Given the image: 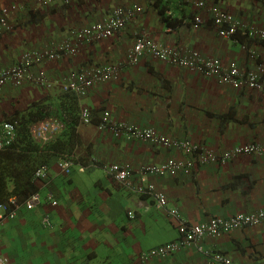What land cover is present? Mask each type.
<instances>
[{"label": "crops", "instance_id": "0c3cea01", "mask_svg": "<svg viewBox=\"0 0 264 264\" xmlns=\"http://www.w3.org/2000/svg\"><path fill=\"white\" fill-rule=\"evenodd\" d=\"M40 1L0 0V12L11 3L21 4L12 17L15 31L0 38V70L18 63L26 50L53 49L72 30L103 20L118 6L137 4L143 12L114 37L84 45L76 56L36 67L34 72L42 68L55 83L49 92L31 83L0 90V124L36 101L61 94L59 84L72 70L123 63L140 33L165 46L219 58L226 65L236 62L244 70L264 64V40L249 34L245 48L221 37L207 9L196 7L199 1L207 7L219 6L248 29L264 30V0H70L68 5L54 0L55 5L29 14L28 5ZM196 14L206 20L198 29L193 27ZM168 16L182 22L171 27L164 18ZM80 105L93 113L92 124L78 127L77 153L86 166L77 165L67 175L56 158L48 167V177L39 181L41 204L33 210L21 208L15 219L4 224L0 251L13 264H209L212 252L226 254L235 264H264V223L205 237L167 257L141 259L142 252L178 239L176 221L168 210L178 209L195 224L264 208L263 155H242L225 165H199L175 177L148 176L146 183H155L166 194L163 211L116 183L102 166L118 163L137 171L188 157L149 141L116 138L97 127L102 112L108 110L117 121L156 129L168 138L191 140L217 152L249 143L264 145V95L146 55L137 66H123L118 81L95 85ZM132 178L139 184V176Z\"/></svg>", "mask_w": 264, "mask_h": 264}, {"label": "built area", "instance_id": "2783aa9c", "mask_svg": "<svg viewBox=\"0 0 264 264\" xmlns=\"http://www.w3.org/2000/svg\"><path fill=\"white\" fill-rule=\"evenodd\" d=\"M46 4V2H45ZM206 4L203 1L196 3V7L203 9ZM212 15L214 25L218 29L220 36L232 38L239 30L246 29V26L238 20L230 11L214 7H206ZM15 10L5 8L0 17V35L5 31L11 30L9 23V12ZM143 9L135 4L126 7H117L110 15L103 20L91 25L76 29L70 36L57 45L51 51H32L23 55L19 64L4 68L0 71V89L7 84L15 86L23 85L24 82L33 80L39 86L52 88V82L46 79L43 72L39 75H32V68L43 61H55L64 57L72 56L78 53L83 45L92 46L101 41L110 39L119 32L123 31L129 21L133 19L136 13ZM204 22L200 15L196 16L194 28L198 29ZM253 35L259 39H264V30H252ZM151 55L153 58L168 62L173 65L187 68L207 77L215 78L220 84L229 85L234 88H249L256 90L264 95V64H259L256 69L244 71L232 62L225 65L218 58H209L196 50L175 49L165 46L149 38L146 34L136 35L132 47L126 54L125 61L120 64H109L105 66H94L77 71H71L61 87L64 91L75 92L79 96H84L88 90L95 85L114 82L119 80L122 66H136L145 55ZM91 111L83 108L81 117L84 124L91 122ZM17 121H10L4 124L3 136L0 137V148L10 144L17 134ZM63 125L56 120H48L40 123L34 128L35 137L41 142H47L53 135L60 132ZM100 130H109L115 137H124L128 140L149 141L161 145L165 148L177 149L188 156V160L169 159L162 164H150L143 166L133 172L127 166L119 164H110L105 166L106 173L117 183L125 188L134 189L142 195L148 196L155 205L163 209L167 204V198L154 183H146L148 176H176L179 172H189L198 164L221 163L225 164L230 159L241 155H263L264 145L250 143L236 146L224 153H217L204 145L196 144L190 140H176L168 138L166 135L151 128H142L135 124L118 123L113 120L109 111L103 114L102 121L99 124ZM60 167L67 174H70L74 165L73 157L64 156L60 162ZM139 176V184L132 182L133 176ZM37 176H45L43 170L37 172ZM41 201L39 194H34L26 203L29 209L39 205ZM15 200H12L14 204ZM56 204V202H54ZM7 204H0V228L7 218H13L16 211L12 210ZM2 212V213H1ZM178 219V229L183 239L165 246L153 249L148 256L167 257L170 254L180 250L182 247L196 245L205 237L218 236L222 233H229L247 226L259 225L264 222V209L249 214H239L230 219L213 218L207 223L189 224L181 218L176 210L170 212ZM202 250V247L199 246ZM209 264H235L227 255L214 252L211 254ZM0 264H12L10 259L0 252Z\"/></svg>", "mask_w": 264, "mask_h": 264}, {"label": "trees", "instance_id": "16d2710c", "mask_svg": "<svg viewBox=\"0 0 264 264\" xmlns=\"http://www.w3.org/2000/svg\"><path fill=\"white\" fill-rule=\"evenodd\" d=\"M164 18L171 27L182 22L173 16ZM233 39L246 43L251 38L248 32H238ZM80 111L77 95L62 92L57 96L36 101L27 110L17 112L10 118L18 122V134L10 145L0 149V203L12 196H17L23 202L39 192L35 172L39 168L50 166L56 158L64 154L75 153L81 146L78 132ZM50 118L58 119L64 128L58 136L43 145L33 137L31 129L35 124Z\"/></svg>", "mask_w": 264, "mask_h": 264}, {"label": "clouds", "instance_id": "9594fccd", "mask_svg": "<svg viewBox=\"0 0 264 264\" xmlns=\"http://www.w3.org/2000/svg\"><path fill=\"white\" fill-rule=\"evenodd\" d=\"M45 2H46V4H45ZM70 3V0H65V4H69ZM206 4V3H205ZM53 5H55V1L54 0H41L39 3H37L36 5H34L33 7H30V5H28V13L29 14H32V13H34V12H37L39 9H43V8H48V7H51V6H53ZM132 5H135V4H132ZM13 6H15V10H12V11H10L9 12V16H8V19H9V23H10V26H11V30H8V31H5L2 35H0V38H2L4 35H6V34H8V33H12V32H14L15 31V28H16V26L12 23V17H13V14L14 13H17V12H19L20 11V9H21V4H15V3H11V4H9V5H7V6H4V7H2V9H1V12H0V17H1V15H2V13H3V10L5 9V8H12ZM128 6H130V5H128ZM140 6V5H139ZM214 7H218V8H220L219 6H215V5H213ZM118 7H120V6H118ZM121 7H126V6H121ZM141 7V6H140ZM206 7H207V4H206V6H205V9H206ZM208 7H210V6H208ZM117 8V7H116ZM115 8V9H116ZM142 8V7H141ZM115 9H113V11L115 10ZM198 9H200V8H198ZM204 9V8H203ZM223 9V8H222ZM112 11V12H113ZM143 12V11H142ZM142 12H140V13H142ZM138 14V12L136 13V15ZM208 14H209V19L212 21V24L214 25V20H213V17H212V15L209 13V11H208ZM110 15V14H109ZM135 15V16H136ZM170 15H171V13H170ZM196 16H197V14L193 17V25L195 24V21H196ZM204 18V17H203ZM132 20V19H131ZM238 20H240V19H238ZM241 21V20H240ZM205 22H206V20L204 19V22L202 23V25L201 26H203L204 24H205ZM245 26H246V29H244V30H239L238 32H242V34H246V32H248L249 34H252L253 35V32H252V30L254 29V28H250V29H248V26H247V24L246 23H244L243 21H241ZM88 26V25H87ZM215 26V25H214ZM85 27V26H84ZM216 27V26H215ZM81 29V28H80ZM74 30H76V29H74ZM74 30H72V31H74ZM71 31V32H72ZM217 31H218V29H217ZM237 32V33H238ZM120 33V32H119ZM140 34H143V33H140ZM219 34V33H218ZM117 35V34H116ZM234 36V35H233ZM253 36H255V35H253ZM114 37V36H113ZM222 37V36H221ZM256 37V36H255ZM66 38H68V37H66ZM65 38V39H66ZM112 38V37H111ZM136 38V37H135ZM150 38V37H149ZM64 39V40H65ZM152 39V38H151ZM227 39H232V40H234L233 39V37L232 38H227ZM256 39H259V38H257L256 37ZM63 40V41H64ZM108 40V39H107ZM153 40V39H152ZM261 40H264V39H261ZM135 41V40H134ZM155 41V40H154ZM235 41V40H234ZM237 41V40H236ZM157 42V41H156ZM237 42H239V41H237ZM134 43V42H133ZM239 43H241V42H239ZM243 45H244V47L245 48H247V46H246V44L245 43H242ZM84 46V45H83ZM93 46V45H92ZM57 46H55L54 48H56ZM53 48V49H54ZM81 49V48H80ZM80 49H79V51H80ZM52 49H34V50H26L24 53H23V55L25 54V53H27V52H32V51H51ZM79 51H78V53H79ZM78 53L77 54H75V55H72V56H76V55H78ZM23 55H22V57H23ZM147 55H149V54H147ZM72 56H68V57H64V58H62V59H65V58H70V57H72ZM146 56V55H145ZM144 56V57H145ZM151 56V55H150ZM22 57H21V59H20V61L18 62V63H16V64H19L20 62H21V60H22ZM143 57V58H144ZM152 57V56H151ZM142 58V59H143ZM209 58H215V57H209ZM62 59H60V60H62ZM141 59V60H142ZM155 59V58H154ZM219 59V58H218ZM140 60V61H141ZM155 60H157V59H155ZM55 61H59V60H55ZM158 61H160V60H158ZM46 62H48V61H43V62H41V63H39V64H37V65H35L33 68H32V70H31V72H32V75H34V76H36V75H39V73H41V72H43L44 73V75H45V77H46V79H48V81L49 82H52V84H53V87L52 88H44V87H42V86H39L35 81H33V80H29V81H26V82H24V84H26V83H31V84H34V85H36V86H38V87H40V88H42L45 92H49L50 90H52L54 87H55V83L53 82V81H51L48 77H47V75H46V73H45V71L41 68V69H39L37 72H34L33 70L36 68V67H42V65L44 64V63H46ZM161 62H163V61H161ZM222 62V61H221ZM140 63V62H139ZM138 63V64H139ZM165 63H168V62H165ZM223 63V62H222ZM232 63V62H231ZM236 63V62H235ZM118 64V63H117ZM120 64V63H119ZM137 64V65H138ZM169 64H171V63H169ZM237 64V63H236ZM260 64H263V63H260ZM13 65H15V64H13ZM13 65H11V66H13ZM136 65V66H137ZM172 66H175V67H180V66H177V65H173V64H171ZM226 65V64H225ZM228 65V64H227ZM238 65V64H237ZM259 65V64H258ZM239 66V65H238ZM10 67V66H9ZM89 67H94V66H89ZM89 67H81V68H78V69H75V70H72V71H77V70H81V69H84V68H89ZM101 67V66H100ZM123 67V66H122ZM131 67H133V66H131ZM5 68H7V67H5ZM181 68H184V67H181ZM239 68H240V66H239ZM4 68H2L1 70H3ZM187 69V68H186ZM241 69V68H240ZM256 69V68H255ZM0 70V71H1ZM189 70V69H188ZM242 70H244V69H242ZM250 70H252V69H250ZM191 71V70H190ZM244 71H248V70H244ZM71 72V71H70ZM70 72H68V74L70 73ZM197 73V72H196ZM68 74H66L65 75V77L63 78V80L61 81V83L59 84V87H60V89H61V92H71V91H64L63 89H62V87H61V85H62V83L64 82V80L66 79V77L68 76ZM202 75V74H201ZM207 77V76H206ZM23 84V85H24ZM8 85H13V84H7L6 86H8ZM23 85H20V86H15V85H13V86H15V87H21V86H23ZM5 86V87H6ZM5 87H3L2 89H0V90H3ZM92 89V88H91ZM242 89V88H241ZM89 91V90H88ZM71 93H74V94H76L75 92H71ZM87 94V93H86ZM85 94V95H86ZM77 95V94H76ZM84 95V96H85ZM84 96H79V95H77V97H78V99H79V101H81L82 100V98H84ZM81 106V105H80ZM83 108H88V107H85V106H81V111H80V117H81V113H82V110H83ZM89 109V108H88ZM91 111V110H90ZM106 111H108V110H106ZM106 111H103L102 112V115H101V120H100V122L97 124V127L99 126V124L101 123V121H102V117H103V114L106 112ZM110 112V111H109ZM91 113H92V111H91ZM111 114V113H110ZM92 115V118H91V122L89 123V124H92V121H93V113L91 114ZM111 117H112V115H111ZM11 118V117H10ZM10 118H8V119H6V120H4L1 124H0V137H2L3 136V129H4V124L6 123V122H10V121H14V120H11ZM112 119L113 120H115L113 117H112ZM50 121V120H56V121H58V122H60L58 119H54V118H50V119H47V120H45V121ZM16 121V120H15ZM45 121H42V122H45ZM115 121H117V120H115ZM42 122H39V123H37V124H35L33 127H32V129H31V131H32V135H33V137L39 142V143H41V144H46V143H48L50 140H52L54 137H56V136H58L60 133H61V131H62V129L64 128V126L62 127V129L60 130V132L59 133H57V134H55V135H53L47 142H41V141H39L36 137H35V134H34V128L37 126V125H39L40 123H42ZM118 123H122V122H120V121H117ZM18 123V122H17ZM61 123V122H60ZM123 123H127V124H132V123H128V122H123ZM62 124V123H61ZM89 124H84L83 122H82V117L80 118V125H89ZM63 125V124H62ZM136 125V124H135ZM141 127V126H140ZM17 128H18V125H17ZM142 128H144V127H142ZM98 129H99V127H98ZM152 129V128H151ZM100 130V129H99ZM156 130V129H155ZM100 131H109V130H100ZM109 132H111V131H109ZM112 133V132H111ZM161 133V132H160ZM18 134V133H17ZM17 134H16V138H17ZM112 135H113V133H112ZM114 136V135H113ZM115 137V136H114ZM15 138V139H16ZM116 138H120V137H116ZM14 139V140H15ZM13 140V141H14ZM12 141V142H13ZM191 141V140H190ZM11 142V143H12ZM10 143V144H11ZM151 143V142H150ZM10 144H8V145H10ZM152 144H154V143H152ZM197 144V143H196ZM250 144V143H249ZM259 144V143H258ZM158 145V144H157ZM5 146H7V145H4L2 148H4ZM205 146V145H204ZM207 147V146H206ZM2 148H0V149H2ZM207 148H209V147H207ZM234 148V147H233ZM78 149V148H77ZM77 149L75 150V153H73V154H64V155H62V156H60V157H58V162H57V164H58V167L59 168H61L60 167V162H61V160H62V158L64 157V156H68V155H70V156H72L73 157V160H74V165H73V167H72V169H71V172H70V174L73 172V169H74V167L75 166H77V165H79L81 168H83V167H85L86 166V164L84 163V160L83 159H81L79 156H78V153H77ZM168 149V148H167ZM210 149V148H209ZM232 149V148H231ZM211 150H213V149H211ZM230 150V149H229ZM229 150H226V151H229ZM214 151V150H213ZM226 151H224V152H226ZM182 152V151H181ZM214 152H217V151H214ZM224 152H217V153H224ZM182 153H184V152H182ZM185 154V153H184ZM186 155V154H185ZM187 156V155H186ZM240 156V155H239ZM239 156H237V157H239ZM242 156V155H241ZM245 156H247V155H245ZM248 156H251V155H248ZM188 157V156H187ZM237 157H234V158H232V159H230L229 161H227L225 164H227V163H229L230 161H232L233 159H235V158H237ZM94 160V162H95V164H98V161L96 160V159H93ZM186 160H188V158L186 159ZM110 164H118V163H109V164H105V165H103L102 167H103V169L105 170V166L106 165H110ZM209 164H216V163H209ZM209 164H204V165H209ZM225 164H221V163H217V165H225ZM119 165H121V164H119ZM199 165H202V164H198L197 166H199ZM123 166H126V165H123ZM197 166H195L194 168H193V170H195L196 169V167ZM49 167V166H48ZM48 167H42V168H39L36 172H35V179H37V181H38V184H39V181H41V180H44V179H46L47 177H48ZM128 167V166H127ZM62 169V168H61ZM39 170H43L44 171V174H45V176H41V177H38L37 176V172L39 171ZM193 170H191V171H189V172H192ZM63 171V170H62ZM65 174H67L65 171H63ZM106 172V171H105ZM133 172H135V170H133ZM181 172H185V171H181ZM181 172H179V173H181ZM178 173V174H179ZM185 173H188V172H185ZM70 174H67V175H70ZM107 174V173H106ZM177 174V175H178ZM108 175V174H107ZM176 175V176H177ZM109 176V175H108ZM110 177V176H109ZM152 177H154V176H152ZM155 177H158V176H155ZM171 177H175V176H171ZM111 178V177H110ZM112 179V178H111ZM113 180V179H112ZM116 182V181H115ZM117 183V182H116ZM119 184V183H118ZM155 184V183H154ZM120 185V184H119ZM156 185V184H155ZM122 186V185H121ZM124 187V186H123ZM125 188V187H124ZM127 189H130V188H127ZM130 190H133L134 191V189H130ZM161 190V189H160ZM162 191V190H161ZM135 192H137V191H135ZM138 194H140L139 192H137ZM34 194H39L40 195V198H41V201H42V196H41V194H40V192H37V193H34ZM34 194H32L28 199H26L25 201H21L17 196H12V197H10L7 201H4V202H1L0 204H7L8 206H10L11 208H13L12 210H15L16 211V215L13 217V218H7V215H6V213H3V214H5V216H6V218H5V220L3 221V224L1 225V228H0V231L2 230V227L4 226V224L8 221V220H13V219H15L16 217H17V215H18V213H19V211H20V209L21 208H23V207H25L26 209H28V210H33V209H36L40 204H41V201H40V203H39V205L38 206H36L35 208H33V209H29L28 207H27V205H26V203H27V201L34 195ZM140 195H142V194H140ZM166 195V194H165ZM143 197H147L148 198V196H146V195H142ZM167 198V197H166ZM149 199V198H148ZM12 200H15V202H14V204L12 203ZM151 200V199H150ZM152 201V200H151ZM54 202H56V201H53V204H54ZM153 202V201H152ZM57 203V202H56ZM154 203V202H153ZM154 205H155V203H154ZM156 206V205H155ZM157 207V206H156ZM167 204H166V206L162 209L163 211L164 210H166L167 208ZM158 208V207H157ZM160 209V208H159ZM262 209H264V208H262ZM172 210H176L177 212H178V214H180L181 215V213H180V211L178 210V209H176V208H173V209H171V210H168L169 211V215H170V218H173L174 219V221H176V228H177V231H178V234H179V237H178V239L177 240H174V241H171V242H168V243H166V244H163V245H160V246H157V247H154V248H151V249H149V250H147V251H145V252H142V254H141V259H142V261H147V260H149V259H152V258H155V257H160V256H148V254L153 250V249H156V248H159V247H162V246H165V245H167V244H170V243H174V242H176V241H179L180 239H183V236H182V234L179 232V229H178V219L174 216V215H172L170 212L172 211ZM258 210H261V209H258ZM258 210H256V211H258ZM256 211H253V212H256ZM253 212H250V213H253ZM2 213V212H1ZM239 214H249V213H236L235 215H232V216H230V217H212V218H210L208 221H203V222H199V223H207V222H209L211 219H213V218H222V219H230V218H232V217H234V216H236V215H239ZM128 216L130 217V218H133L134 217V214H133V212H130V213H128ZM181 218L183 219V220H185V221H187L185 218H183V216L181 215ZM47 223H49V221H46ZM188 222V221H187ZM189 224H192V223H190V222H188ZM199 223H195V224H199ZM264 223V222H263ZM262 224V223H261ZM260 225V224H259ZM252 226H257V225H252ZM247 227H249V226H247ZM247 227H244V228H242V229H245V228H247ZM238 230H241V229H238ZM236 231V230H235ZM232 232H234V231H232ZM230 233V232H229ZM222 234H225V233H222ZM222 234H220V235H222ZM220 235H218V236H220ZM210 237H217V236H210ZM202 247V246H201ZM182 249V248H181ZM1 252V251H0ZM177 252V251H176ZM175 253V252H174ZM174 253H172V254H174ZM212 253H214V252H212ZM211 253V254H212ZM221 253V252H220ZM172 254H170V255H172ZM207 254H209V251L207 252ZM211 254H210V259H211ZM224 254V253H223ZM226 255V254H225ZM9 258V257H8ZM10 259V258H9ZM10 261H11V259H10ZM209 262H210V260H209ZM11 263L13 264V262L11 261Z\"/></svg>", "mask_w": 264, "mask_h": 264}]
</instances>
